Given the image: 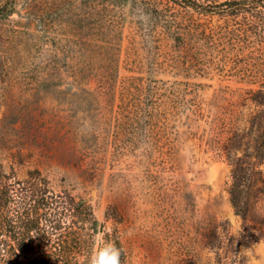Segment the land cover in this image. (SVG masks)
Masks as SVG:
<instances>
[{"label":"rangeland","instance_id":"1","mask_svg":"<svg viewBox=\"0 0 264 264\" xmlns=\"http://www.w3.org/2000/svg\"><path fill=\"white\" fill-rule=\"evenodd\" d=\"M193 12L207 27L223 20ZM164 25L133 0H14L0 14V158L90 199L99 226L87 264L110 245L105 230L118 231L134 264H214L210 223L242 230L221 146L224 88L258 86L244 78L257 67H244L250 46ZM243 253L264 264V236Z\"/></svg>","mask_w":264,"mask_h":264},{"label":"trees","instance_id":"2","mask_svg":"<svg viewBox=\"0 0 264 264\" xmlns=\"http://www.w3.org/2000/svg\"><path fill=\"white\" fill-rule=\"evenodd\" d=\"M133 3L153 19L163 20L167 33L188 37L217 34L235 48L237 44L250 46L247 55L251 62L244 67H257L253 73L244 71V78L258 86L244 91L224 88L230 102V120L223 125L229 137L221 146L232 166L230 199L244 223L235 235L225 225L212 221L204 234L205 244L216 251L214 264H248L243 248L252 235L264 236V0ZM13 8L11 0L0 8V14L8 15ZM193 11L218 14L223 20L212 27L200 25ZM236 94L237 98L232 99ZM221 118L217 117L216 125ZM25 164L23 159L7 164L0 158V264H87L83 256L93 249L99 226L90 199L74 193L64 178L55 181L39 166L25 168ZM105 239L118 250L119 264H134L117 230H105ZM187 262L198 264L193 257Z\"/></svg>","mask_w":264,"mask_h":264},{"label":"clouds","instance_id":"3","mask_svg":"<svg viewBox=\"0 0 264 264\" xmlns=\"http://www.w3.org/2000/svg\"><path fill=\"white\" fill-rule=\"evenodd\" d=\"M91 264H119V252L108 245L98 255L94 253Z\"/></svg>","mask_w":264,"mask_h":264}]
</instances>
